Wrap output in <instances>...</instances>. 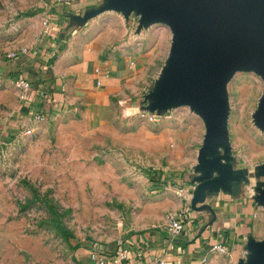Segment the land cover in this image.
I'll return each instance as SVG.
<instances>
[{"label": "rangeland", "instance_id": "obj_1", "mask_svg": "<svg viewBox=\"0 0 264 264\" xmlns=\"http://www.w3.org/2000/svg\"><path fill=\"white\" fill-rule=\"evenodd\" d=\"M102 2L0 0V264H92L93 249L115 254L131 234L167 225L169 215L189 203L188 179L205 132L202 119L188 106L155 121L138 113L169 54L152 45L158 31L170 30L166 24L138 30L137 14L126 18L107 10L76 27L90 25L101 35L117 32L118 42L127 37V28L128 35L143 33L142 49L132 54L135 60L142 57L138 54L153 57L146 63L148 81L138 79L134 65L123 83L126 91L113 96L112 111L44 110L45 118L38 119L28 103L30 92L16 86L22 63L33 59L48 25H67L72 12ZM23 49L27 54L8 57ZM130 83L134 88L126 86ZM227 88L232 153L254 175L264 163V131L253 117L264 79L254 71H238ZM28 128L32 132L25 134ZM204 264L238 262L227 253H213Z\"/></svg>", "mask_w": 264, "mask_h": 264}, {"label": "water", "instance_id": "obj_2", "mask_svg": "<svg viewBox=\"0 0 264 264\" xmlns=\"http://www.w3.org/2000/svg\"><path fill=\"white\" fill-rule=\"evenodd\" d=\"M139 16V27L166 24L172 32L168 57L141 110L162 115L188 106L204 122L205 134L194 171L192 207L207 192L231 191L234 184L258 178L255 199L264 207V163L252 175L238 168L228 128L227 85L238 71L264 79V0H103L73 17L78 24L107 11ZM264 131V91L254 112ZM239 264H264V238L249 237Z\"/></svg>", "mask_w": 264, "mask_h": 264}, {"label": "crops", "instance_id": "obj_3", "mask_svg": "<svg viewBox=\"0 0 264 264\" xmlns=\"http://www.w3.org/2000/svg\"><path fill=\"white\" fill-rule=\"evenodd\" d=\"M82 13L72 12L71 16L76 18ZM77 26L76 19L67 25L59 21L48 25L33 59L27 58L20 67V76L31 81L28 103L36 114L44 110L48 113L78 110L83 106L94 115L95 110L98 114L104 113L103 109L112 111L113 96L126 91L123 83L131 77L134 65L139 68L138 79L148 81L146 63L153 62V57L148 53L138 54L142 57L135 60L132 54L142 49L143 33L128 35L127 28L124 31L127 37L118 42L117 32L101 35L90 25L85 29ZM156 34L158 37L152 45L160 46L166 53L170 50L171 31L163 28ZM134 45L135 49H129ZM98 80L102 81L101 85ZM126 86L134 88L135 85ZM237 167L243 168L238 164ZM196 175L193 169L188 179L192 191L189 203L185 209L178 210L184 212L181 233L173 235L164 225L131 234L125 242L127 260L115 264H204L212 257L210 248L216 242H223L227 254L236 258L238 264L246 258L249 237L264 238V207L255 199L257 183L249 176V181L234 184L231 191L207 192L204 200L193 208Z\"/></svg>", "mask_w": 264, "mask_h": 264}, {"label": "built area", "instance_id": "obj_4", "mask_svg": "<svg viewBox=\"0 0 264 264\" xmlns=\"http://www.w3.org/2000/svg\"><path fill=\"white\" fill-rule=\"evenodd\" d=\"M45 24L46 25L48 24L47 20H45ZM25 54H27V49H23L19 52H16V51L10 52L8 53V57L17 58L19 55H25ZM15 82H16V86L26 93H29L32 90L31 82L22 76L17 77ZM98 84L101 85L102 81L98 80ZM43 112L44 111H40L39 113H37L36 118L44 119L46 115ZM138 113L142 118L147 119L149 121H155L160 116L156 112L152 113V112H149L146 110H140V109ZM31 132L32 130L28 128L26 129L25 134H30ZM183 216H184L183 211H176L169 215L167 228L171 234L178 235L181 233V231L184 228V224L182 221ZM210 251L212 253L225 254L227 253V247L223 242H216L211 246ZM89 258L92 264H115L119 261L123 262L127 260L128 249L124 246L123 243H121L116 253L110 255V254H107L105 251L95 248L90 252ZM124 264H126V262Z\"/></svg>", "mask_w": 264, "mask_h": 264}, {"label": "trees", "instance_id": "obj_5", "mask_svg": "<svg viewBox=\"0 0 264 264\" xmlns=\"http://www.w3.org/2000/svg\"><path fill=\"white\" fill-rule=\"evenodd\" d=\"M65 234H66V236H70V234H69V232L68 231H66V232H64Z\"/></svg>", "mask_w": 264, "mask_h": 264}, {"label": "clouds", "instance_id": "obj_6", "mask_svg": "<svg viewBox=\"0 0 264 264\" xmlns=\"http://www.w3.org/2000/svg\"><path fill=\"white\" fill-rule=\"evenodd\" d=\"M124 115H125V116H128V115H129V113H128V112H125V113H124Z\"/></svg>", "mask_w": 264, "mask_h": 264}]
</instances>
